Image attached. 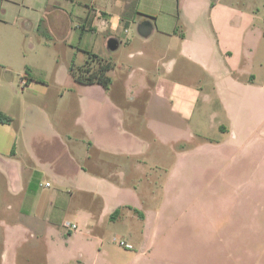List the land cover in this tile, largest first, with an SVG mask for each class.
Masks as SVG:
<instances>
[{"label":"crops","instance_id":"obj_1","mask_svg":"<svg viewBox=\"0 0 264 264\" xmlns=\"http://www.w3.org/2000/svg\"><path fill=\"white\" fill-rule=\"evenodd\" d=\"M212 7L211 0H0V112L13 119L9 125L0 124V185L14 195L32 189L39 181L41 188L51 190V182H46L50 187L41 183L48 177L68 190L90 195L89 201L97 195L98 207L89 208L87 214L78 212L77 220L89 227L92 221L100 224L107 217L113 220L112 216L118 213L115 221L119 224L123 210L130 211L142 223L140 232L128 231L142 248L136 259L143 257L147 264H166L154 263L149 257L159 247L164 213L138 209L137 190L99 174H127L133 166L122 165L117 158H139L148 149V144L126 127L125 113L117 105L114 93L121 90L120 85L125 98L136 95V100L147 93L148 112L165 107L176 118L164 122L158 114L152 115L148 124L154 127L155 136L164 130L178 137L173 143H188L195 138L182 127L191 121L192 114L182 101L181 91L188 93V98H196L199 92L194 90L191 95L186 86L170 83L161 76L151 80L147 61H154L157 67L167 61L164 66L169 72L175 71L181 59L202 68L215 79L221 105L232 123L231 131L224 124L219 125V130L231 135L228 142L204 140L190 151L184 149L187 152H182L180 159L210 151L228 158L236 150L237 120L242 122L245 114H250L249 107L260 94L255 75L242 66L251 62L262 42L256 15L259 11L244 10L234 23L224 24V31L219 33L211 23ZM132 24L136 26L135 39L129 37ZM29 32L47 41L36 45ZM152 38H157L161 56L151 49H138L132 54L139 58L134 67L118 57L124 55L123 44L129 50L138 47L142 40L140 47H144ZM94 56L95 61L111 66L108 89L99 84H80L74 79L75 71L94 61ZM233 61L241 64L230 67L227 63ZM16 76L27 78L28 84L23 85L20 80L17 90H7L5 85L12 86ZM246 77V81L241 80ZM48 78H56L59 87L52 88ZM174 95L182 102L174 104ZM75 106L80 114L71 127L68 115ZM9 144L11 148L7 150ZM107 156L114 159L107 160ZM236 156L232 153L230 162ZM142 163L137 161L135 169L141 170ZM109 168L113 170L108 171ZM56 191L50 194L54 202L46 205L49 225L43 215L36 213L39 201L23 216L26 223L1 222L12 238L3 251L2 264H18L19 244L13 240L18 233L37 239L45 235L51 247L61 246L65 251L73 244V236L65 237L58 227L57 217L66 209L59 207L61 194ZM42 222L44 225H39ZM41 228L45 229L43 234Z\"/></svg>","mask_w":264,"mask_h":264},{"label":"rangeland","instance_id":"obj_2","mask_svg":"<svg viewBox=\"0 0 264 264\" xmlns=\"http://www.w3.org/2000/svg\"><path fill=\"white\" fill-rule=\"evenodd\" d=\"M211 1L213 4L210 11L211 23L219 33L224 31L225 27H222L224 24L234 23L236 17L244 10L259 11L256 15L262 30V42L251 62L242 63V66L255 75L260 94L255 98V104L249 107L250 114H245L242 122L241 119L237 120L239 139L235 142L236 150L232 151L237 153L236 158L233 157L234 160L230 162L232 153H229L227 158V155L221 157L210 151L207 154L180 159L179 155L182 152L192 150L204 140L215 144L228 142L232 139L231 135L219 130V125L224 124L231 131L232 123L221 105L215 79L202 68L181 59L175 71L169 72L164 66L167 61H162L158 67L154 61H147L145 66L151 80L155 77L157 80L161 76L170 83L186 86L191 95L194 90L199 92L196 98L195 96L188 98V93L181 91L184 99L182 101L186 103L192 114L191 121L181 125L195 138L188 143H173L178 137L165 133L164 130L158 137L155 136L154 127L148 124L152 115L158 114L164 122L176 118L165 107L159 110L150 109L148 112L147 104L150 96L147 93L144 94L146 97L141 94L140 96L143 97H138L136 100H133L136 95L132 98L127 95L125 98L124 87L120 85L121 90L119 88L113 91L117 105L121 106L125 113L126 127L134 135L142 138L148 144V149L139 158L115 157L118 163L133 166L127 174L100 173L99 176H111L113 182H121L120 185L137 190L138 209L144 208L151 213L156 211L164 213V219L160 224V248H156L149 255L154 263L264 264V0ZM196 4L197 1H194L195 6ZM28 34L36 45L47 41L39 34L32 32ZM129 37L131 39L138 37L134 24L131 26ZM141 41L138 47L129 50H126L123 44L121 53L124 55L118 54V57L121 56V59L134 67L138 64L139 58L136 54L135 56L132 54L138 49H151L156 55L163 54L157 38L147 41L144 47H140L143 45ZM61 54L64 57L65 54L63 52ZM172 54L178 55L177 52ZM227 64L235 67L241 63L233 61ZM104 66L107 65L102 61L94 60L75 71V74L79 77L82 71H98ZM157 68L161 71L158 74ZM19 78V76L14 77L12 86L4 84L6 89L17 90L18 82L22 80ZM247 79L246 77L241 80ZM47 80L52 88L59 87L55 83L56 78ZM76 82L78 83L77 80ZM173 101L174 104L182 102L177 95L173 96ZM79 114L76 106L69 110L71 127L73 120ZM79 132L80 129L77 130V133ZM9 148H11L10 144L7 150ZM109 158L112 160L113 157H106L107 160ZM137 161L144 162L141 170H136L134 167ZM110 170L113 169L109 168L108 171ZM173 171L175 174L172 175ZM46 182L53 184L51 190L41 188L39 181L35 182L32 189L17 195L9 192L6 186L0 185V264L3 263L5 246L9 240H12L4 227H1V222L10 223L15 220L17 223L21 220L23 224L26 223L23 216L31 212L36 201L40 203L37 215H43L45 221L46 218L49 220L50 216L46 217V205L54 202L50 194L56 189L58 190L56 192L61 194L58 205L61 209H66L57 217L58 227L65 237L73 236V244L65 251L61 246L57 249L51 247L45 235L37 239L18 233L16 239H13L19 244L18 264H147L148 261L143 257L136 259L142 248L128 232L130 230L140 232L139 225L142 223L138 216L134 217L132 212L123 210L119 224L107 217L100 224L92 221L87 227L86 223L77 220V213L87 214L90 212L89 208H97L98 196L93 195L92 200L89 201L88 194L83 195L76 190L74 192L68 190L48 177L41 181L43 186ZM68 223L79 228L69 230L66 226ZM45 224L49 225V222ZM39 225L43 226L44 223ZM44 230L41 228L40 234H43ZM80 248L82 250H79ZM80 252L84 257L81 258Z\"/></svg>","mask_w":264,"mask_h":264},{"label":"trees","instance_id":"obj_3","mask_svg":"<svg viewBox=\"0 0 264 264\" xmlns=\"http://www.w3.org/2000/svg\"><path fill=\"white\" fill-rule=\"evenodd\" d=\"M95 58H97V57L94 56V60H95ZM110 69H111V66L107 65L104 67H100V69H98V71H92V70L82 71L81 76L77 77V75L74 74V77L78 81V83H80V84H84V85L99 84V85L103 86L104 88L108 89L110 86V83H111V79H110V77H108L107 73L109 72ZM12 121H13V119L10 116L0 112V124L9 125L12 123ZM117 214L118 213H116V215L112 216L113 220H115Z\"/></svg>","mask_w":264,"mask_h":264},{"label":"built area","instance_id":"obj_4","mask_svg":"<svg viewBox=\"0 0 264 264\" xmlns=\"http://www.w3.org/2000/svg\"><path fill=\"white\" fill-rule=\"evenodd\" d=\"M21 82H22L23 85H27V84H28L26 78H23V79L21 80ZM45 187H50V183L45 184ZM66 226H67V228H69V229H71V230H76V229H77V226H76V225H71V224H69V223L66 224ZM122 245L125 246L124 243H122Z\"/></svg>","mask_w":264,"mask_h":264}]
</instances>
